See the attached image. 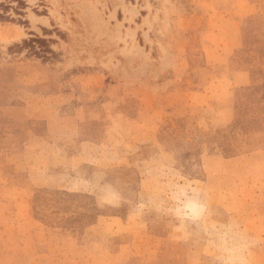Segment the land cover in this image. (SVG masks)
Returning <instances> with one entry per match:
<instances>
[{
	"label": "rangeland",
	"instance_id": "1",
	"mask_svg": "<svg viewBox=\"0 0 264 264\" xmlns=\"http://www.w3.org/2000/svg\"><path fill=\"white\" fill-rule=\"evenodd\" d=\"M20 2L0 264H264V0Z\"/></svg>",
	"mask_w": 264,
	"mask_h": 264
},
{
	"label": "trees",
	"instance_id": "2",
	"mask_svg": "<svg viewBox=\"0 0 264 264\" xmlns=\"http://www.w3.org/2000/svg\"><path fill=\"white\" fill-rule=\"evenodd\" d=\"M19 2H20V0H19ZM21 3V2H20Z\"/></svg>",
	"mask_w": 264,
	"mask_h": 264
}]
</instances>
